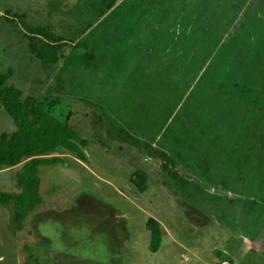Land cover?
Listing matches in <instances>:
<instances>
[{"label": "rangeland", "instance_id": "obj_1", "mask_svg": "<svg viewBox=\"0 0 264 264\" xmlns=\"http://www.w3.org/2000/svg\"><path fill=\"white\" fill-rule=\"evenodd\" d=\"M4 75L89 146L41 168L22 230L1 196L20 166L0 171V264H264V0H0ZM16 130L0 100V137Z\"/></svg>", "mask_w": 264, "mask_h": 264}, {"label": "trees", "instance_id": "obj_2", "mask_svg": "<svg viewBox=\"0 0 264 264\" xmlns=\"http://www.w3.org/2000/svg\"><path fill=\"white\" fill-rule=\"evenodd\" d=\"M30 39V48L33 54L46 62L55 63L64 58L58 53L57 47L42 37L40 30L27 28ZM9 75L0 79V100L4 108L14 118L17 130L9 135L4 133L0 137V170L16 168L17 185L21 190L16 194H2L4 203L14 201L16 208V227L24 228L29 215L44 203L40 194L42 178L41 168L65 162L61 156L54 155L59 150L75 153L82 161L88 160L85 148L89 141L82 138L76 128L69 125L44 109L39 102L28 97L23 99L20 89L7 86ZM155 156L166 160L165 170L175 179H179L178 172L170 168V160L165 153H155ZM130 182L138 191L144 193L148 190L149 175L136 170L130 177ZM147 226L151 231L150 249L156 253L162 246L163 226L155 218L148 220Z\"/></svg>", "mask_w": 264, "mask_h": 264}, {"label": "crops", "instance_id": "obj_3", "mask_svg": "<svg viewBox=\"0 0 264 264\" xmlns=\"http://www.w3.org/2000/svg\"><path fill=\"white\" fill-rule=\"evenodd\" d=\"M54 155H57V154H54ZM67 155H71V157H73V161H78V160H80V161H82L81 159H79V157L75 154V153H71V152H68L67 153ZM58 156V155H57ZM61 156V155H60ZM61 157H63L64 159H65V161H67V160H69V159H67L66 158V156L64 155H62ZM64 163V162H63ZM59 164H62V163H59ZM57 165V164H56ZM53 166V165H52ZM9 169H11V168H9ZM1 171V170H0ZM3 171V170H2ZM34 213V211L30 214V215H32Z\"/></svg>", "mask_w": 264, "mask_h": 264}]
</instances>
